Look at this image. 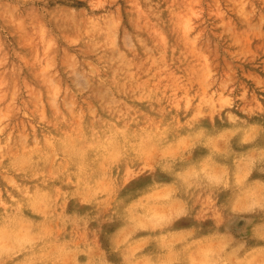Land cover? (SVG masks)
Instances as JSON below:
<instances>
[{
    "label": "clouds",
    "instance_id": "obj_1",
    "mask_svg": "<svg viewBox=\"0 0 264 264\" xmlns=\"http://www.w3.org/2000/svg\"><path fill=\"white\" fill-rule=\"evenodd\" d=\"M0 264H264V0H0Z\"/></svg>",
    "mask_w": 264,
    "mask_h": 264
}]
</instances>
